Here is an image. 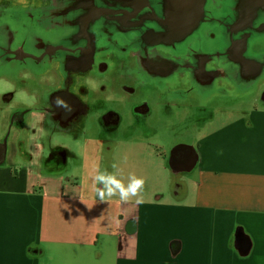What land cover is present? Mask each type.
Segmentation results:
<instances>
[{"label": "crops", "instance_id": "0c3cea01", "mask_svg": "<svg viewBox=\"0 0 264 264\" xmlns=\"http://www.w3.org/2000/svg\"><path fill=\"white\" fill-rule=\"evenodd\" d=\"M41 96L42 109L54 105ZM224 113L202 114L196 137L186 128L192 142L176 148L183 168L170 161V173L166 153L141 142L107 146L102 160H48L49 150H65L48 148L54 134L72 133L53 129L46 114L7 123L12 111L0 113V125L11 127L0 144V264H264V105ZM30 136L47 146L17 143ZM119 149L150 156L117 161ZM95 164L123 171L125 182L142 177L143 203H101L87 177Z\"/></svg>", "mask_w": 264, "mask_h": 264}, {"label": "water", "instance_id": "95a60500", "mask_svg": "<svg viewBox=\"0 0 264 264\" xmlns=\"http://www.w3.org/2000/svg\"><path fill=\"white\" fill-rule=\"evenodd\" d=\"M71 1V2H69ZM31 4L30 0L27 1ZM62 4L53 8V10L43 9L44 15L50 11L54 13L52 21L55 27H58L61 35H77L81 36L80 32L83 31V35L87 36L91 41L94 40V49H85V55L83 61H76L73 74H87L94 73L91 69L95 63L96 58L94 52L101 50L107 45H116L117 50L120 52L110 57H106L103 53H100L98 60H109V73L116 71H123L128 77H136L138 75L144 83L154 85L158 91H161L164 95L162 102L185 104L188 102L197 101L195 103L198 106L207 107L208 104L214 100L231 101L235 96H240L239 100H247L256 94L258 87L261 83H264V65L262 63V55L264 56V38H258L255 43L251 45L252 54H257L256 60H251L249 69L252 71L253 79L245 81L244 84H240V77L234 79L233 84L238 92L233 95H224L218 92L229 91L231 89L227 87L222 81V76L225 73L224 68L226 64H223V68L218 70L215 67V63L212 62L217 59H222V56L218 54L213 59L205 71L201 73L204 75L205 80L208 83L214 84L215 90H207L202 86L205 80L202 76H198V79L189 80V76H196L191 72V63L193 62L194 55L201 52V47L196 41H203V39L211 41V35L208 30L203 32L199 31L202 24H205V13L210 11L211 14L217 17L219 14H223L220 11L225 10L228 5L224 0L208 2V0H139L136 4H131L130 0H62ZM69 2L67 5H65ZM74 3V13L86 12V9L90 8L92 14L87 18H76L68 23L67 10L71 9ZM188 3H195L194 7L185 8ZM201 4V6H198ZM229 4L233 5V31L242 37L241 44L239 42L240 37L231 34V44L229 50H234L237 47H245L249 40L257 38V36L264 32L258 30L257 22L262 14H264V0H230ZM178 8H184L181 11ZM227 11V10H226ZM42 12V11H41ZM31 14H36L31 6H27L23 10L14 11L9 17L13 24L18 28L24 21L25 17H29ZM92 17L96 20H90ZM201 23V26L200 24ZM48 25L43 26V31H38L39 34L35 36L31 33V28L28 29V33H19L17 30L13 32L14 35H18L16 40L17 50L10 51L11 55H16L18 50L24 45L27 47L28 52H24L23 60L29 62L27 57L34 56L44 61V45H49L53 48V57L56 56L55 67L49 68L45 66L44 76L61 75V70L58 67V62L62 61L67 53L76 55L78 49L85 47L86 43L84 39H80L79 43L69 44L64 42L61 46L55 48L51 44L45 41V34L49 32ZM108 30L109 37L97 38L95 35V29ZM198 29L197 33L191 31ZM220 30V29H219ZM219 30H214L215 32ZM31 39L38 40L42 50L39 52L34 50L29 43ZM55 41V37L52 38ZM210 43L207 48L217 50L218 48L212 46ZM111 57L115 58L112 60ZM250 57H253L251 55ZM124 60V61H123ZM17 62V60H14ZM94 62V63H93ZM185 69V70H184ZM22 71V70H21ZM21 71H15L14 68L0 69V79L19 84L20 79L16 78L17 74ZM127 72V73H125ZM216 72V74H214ZM4 73V75H3ZM94 75V74H92ZM225 75H229L226 72ZM96 76H102L100 74ZM209 76L214 77L213 80ZM204 80V81H203ZM166 84L169 85L168 90ZM180 84L182 88L176 89V86ZM247 86H250L246 89ZM190 88H196L200 92H209V94L202 95L196 90L188 91ZM42 94L46 95L50 92V95L56 94L51 92L53 89L43 87ZM175 99H182V103L176 102ZM175 101V102H173ZM86 114H84L85 118ZM53 126V125H52ZM53 129H57L54 128ZM239 251L241 254L246 255L249 251V247H246L244 242L239 244Z\"/></svg>", "mask_w": 264, "mask_h": 264}, {"label": "flooded vegetation", "instance_id": "af4514ba", "mask_svg": "<svg viewBox=\"0 0 264 264\" xmlns=\"http://www.w3.org/2000/svg\"><path fill=\"white\" fill-rule=\"evenodd\" d=\"M28 0H0V69L4 68H15L21 66L22 71L20 74L16 75V78L20 79L19 84H13L6 82L0 79V113L10 110L12 111V116L10 117L13 122H17L18 118L24 120L25 118L32 115L46 114L51 121L54 128L59 130H65V132L73 133L79 132L84 126L85 119L87 120L91 115L99 116V112L102 113V116H99L98 123L105 127L101 131V137L103 142H108L109 137L112 138L110 133L111 130H117L122 121V116L120 113H114L109 111V107L113 103L125 104V99L130 98L132 95L139 92H152L155 91L158 93V98L162 102V97L165 95L154 88V85L147 83L142 84V80L138 75L136 77H119L115 73H109V60H98L100 53H103L106 57L120 53L117 50L116 45H107L104 46L101 50H96L94 52V57L96 58L95 63L91 67L95 72L87 74H73L75 69L76 61H83L85 55V49L90 48L94 49V41L92 42L83 31L80 32L81 36L69 35L64 36L58 31V27H55L54 22L52 21L54 13L48 11L45 15L43 9L53 10L57 6L61 5L62 0H30L31 4H28ZM214 0H208V2H213ZM222 1V0H215ZM228 5L225 10L227 14L224 17H215L211 14L210 11L205 13V24H202L199 31L203 32L208 30L211 35V41L203 39V41H196V43L201 47V52L194 55L193 62L191 63V72L195 73L196 76H189L188 79H198V76L204 75L201 73L205 71L209 63L216 58L218 54L222 56V59H215L212 63H215V67H218V70L223 68V64H226L224 72H229V75L222 76L221 81L231 89V92L224 91L218 92L224 95H233L238 92V89H235L233 80L237 78V75L240 77V84H244L245 81H250L253 79L252 71L249 69V64L251 60H256L257 54H252L251 45L256 42L258 38H264V32L260 33L257 38L249 40L247 45L243 48L241 46L237 47L234 50H229L230 47H233L231 44L230 35H240L236 34L232 28L233 22V5L229 4L230 0H224ZM71 2V1H69ZM67 2L65 5H67ZM27 6H31L36 14H31L29 17H25L23 23L18 28L17 25L13 24L9 18L14 11H19L25 9ZM75 9L74 3L71 6L70 10H67L66 15L68 16V23L76 18H87L92 14L90 8L86 9V12L74 13ZM42 11V12H41ZM90 20H96L92 17ZM97 21V20H96ZM201 26V23H199ZM48 25L49 32L45 34V41L51 44L53 47L57 48L61 46L64 42L69 44L79 43L80 39L85 40V47L78 49L76 55H72L71 49L65 53L64 59L58 62V67L61 70V77L57 74L48 76L52 77L51 81L45 80L44 68L47 65L49 68L55 67L56 65V56L53 57V48L49 45H44V61H41L39 58L34 56L27 57L29 60H23L24 52H28L27 47L24 45L21 49L18 50L16 55H11L10 51L17 50L16 40L18 35H14L13 32L16 30L19 33L25 32V35L29 32L28 29L31 28V33L37 36L38 31H43V26ZM258 30L264 31V14H262L257 22ZM220 29V30H219ZM214 30H219L215 32ZM198 29H193L191 33L196 32ZM95 35L97 38L109 37L108 30L95 29ZM55 37L56 43L53 41ZM242 37H240L239 42L241 44ZM31 47L34 50H42L39 46L41 43L38 40L31 39L29 42ZM214 44L212 46L217 47V50H212L207 48L208 44ZM251 55L254 56L250 57ZM17 60V62H14ZM223 63V64H222ZM262 63L264 65V56L262 55ZM203 66V68L200 67ZM185 70V69H184ZM94 74V75H92ZM102 76H96V75ZM216 74V72H214ZM4 75V73H3ZM234 75V79H233ZM205 80V78H204ZM203 80V81H204ZM4 81V82H2ZM48 82V84H47ZM204 87L207 90H215L214 84L208 83L206 80L202 82ZM133 85L129 87L128 85ZM44 88L53 89L51 92H56L53 95L54 102L57 97L62 98L71 108L70 111L65 110L64 108H58L55 106H47L45 109L41 108L42 103V91ZM250 87L247 86L246 89ZM169 85L166 84V89L168 90ZM4 90H7V93H3ZM196 90L202 95L209 94V92H200L196 88H190L188 91ZM211 95V94H209ZM46 96L49 97L50 92L46 93ZM254 99L250 102H255L257 105H264V84L258 87V90L254 96ZM251 99V98H250ZM224 100H214L208 104L207 107L198 106L195 104L197 109H200L202 112H214L218 102ZM164 103L165 107H170ZM146 103L140 106L143 109V112L146 110ZM188 107V106H187ZM246 109V108H245ZM244 109V110H245ZM84 114L86 117L84 119ZM1 127L0 134V144L7 143L10 138V125L8 124L7 130L6 127ZM6 130V131H5ZM31 137V136H30ZM32 139V138H31ZM30 140V139H29ZM29 140L18 141L17 143L20 146H23ZM38 142V139L35 140ZM183 151L176 149L171 154L170 161H174V164L177 168H183L178 163L182 159ZM69 152L67 150L55 149L53 152H48V160L53 161H65L69 160ZM50 164V162H49Z\"/></svg>", "mask_w": 264, "mask_h": 264}, {"label": "rangeland", "instance_id": "374dc122", "mask_svg": "<svg viewBox=\"0 0 264 264\" xmlns=\"http://www.w3.org/2000/svg\"><path fill=\"white\" fill-rule=\"evenodd\" d=\"M220 12L223 14H219L217 17H224L227 14L226 10ZM111 59L115 60V58L113 57H111ZM114 73L119 77H128L121 70ZM45 79L51 81L53 78L46 77ZM262 84L264 83H261L260 86ZM128 86L133 87V85L130 84ZM178 88H182V86L178 84L176 86V89ZM3 93H7V90H4ZM239 97L240 96H235L229 102H218L216 108L213 110L214 112L200 113V109H197L195 106V103H197V101H195V103L193 101L185 104L169 103L167 105L170 107L167 108L164 106L165 102H160V98H158L157 92H139L132 95L130 98L125 99V104H119L116 102L110 105L109 111L120 113L122 116V121L119 125L118 134H113L111 139L110 136L108 138V142H103L101 140V131L102 129H105V127L99 125L98 123L99 116H102V113L99 112V116L95 115L92 117L91 115L87 120L85 119L82 130L77 133H72L70 136H62L58 133L54 134V139L51 138L49 140L48 148L50 146H54L55 144L65 145L64 149L69 152L68 158L69 163H71L77 157L87 158L91 161L95 159H105L109 156L107 146L113 147L114 143L117 142H120L121 144H123V141L149 143L159 151L163 150L166 153L168 159L167 172L170 173L169 162L173 150L180 147H186V145L184 144H186L187 142H192V140L187 137V130H192L194 136L196 137L199 131V127H203V125H201L200 123L202 119L200 116L202 114L208 115L209 118L214 114H220L224 112L232 113L236 110L243 111L245 108L250 107L249 104L254 99V97H249L247 100H239ZM175 100L176 102L182 101L184 103L182 99ZM144 103H146L147 105L146 110L143 112V109H141L140 106H142ZM215 119L216 120L214 122V125L221 126L224 124L225 120L230 118L227 117V115H224L217 116ZM10 120V117L4 118V121H7V123H9ZM9 131L11 132V129ZM29 139V144H33V141L35 139H31V137ZM46 139V137L39 138V145L47 146ZM101 143H105V145L102 146ZM137 146L138 145H136V147ZM129 156H132L134 158H146L150 155L143 150H136L134 153H132L131 151H122L121 149H119L116 152L115 160L121 161L122 159H126ZM45 157L48 158V154ZM38 159L42 160L41 157H39ZM93 170L103 171L105 169L100 168L96 164L91 168H88L87 177L91 180L94 175L92 174ZM116 172L119 176L123 171ZM119 177L123 178L122 176Z\"/></svg>", "mask_w": 264, "mask_h": 264}, {"label": "clouds", "instance_id": "9594fccd", "mask_svg": "<svg viewBox=\"0 0 264 264\" xmlns=\"http://www.w3.org/2000/svg\"><path fill=\"white\" fill-rule=\"evenodd\" d=\"M55 106L70 111V106L60 97L56 98ZM112 168L117 169V164L113 163ZM95 187L96 197L101 203H105L113 197H118L121 203H128L135 199V203H143V189L145 181L142 177L134 173L129 174L127 182L120 178L116 171L109 172L97 170L92 177Z\"/></svg>", "mask_w": 264, "mask_h": 264}, {"label": "bare ground", "instance_id": "6f19581e", "mask_svg": "<svg viewBox=\"0 0 264 264\" xmlns=\"http://www.w3.org/2000/svg\"><path fill=\"white\" fill-rule=\"evenodd\" d=\"M195 5H197V4H195V3H188L185 8H191V7H194ZM198 6H201V4H198ZM182 9H184V8H178L179 11H181ZM200 67L203 68L202 65H200ZM14 69H15V71H18V72L22 70L21 66H17ZM209 77H210L211 80L214 79V77H212V76H209Z\"/></svg>", "mask_w": 264, "mask_h": 264}]
</instances>
